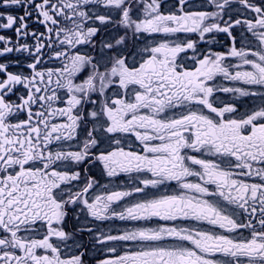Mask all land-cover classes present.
I'll list each match as a JSON object with an SVG mask.
<instances>
[{"label":"snow or ice","instance_id":"snow-or-ice-1","mask_svg":"<svg viewBox=\"0 0 264 264\" xmlns=\"http://www.w3.org/2000/svg\"><path fill=\"white\" fill-rule=\"evenodd\" d=\"M89 251L264 264V0H0V264Z\"/></svg>","mask_w":264,"mask_h":264},{"label":"flooded vegetation","instance_id":"flooded-vegetation-1","mask_svg":"<svg viewBox=\"0 0 264 264\" xmlns=\"http://www.w3.org/2000/svg\"><path fill=\"white\" fill-rule=\"evenodd\" d=\"M167 3L171 4L172 0H166ZM43 30V29H41ZM228 42L226 40H221L219 44L210 46L212 50L218 51V52H226L227 47L225 46ZM219 79V78H218ZM227 86H231L229 82H224ZM221 100L228 102L231 99V94H224V93H218L217 94ZM246 99V98H245ZM247 105H244L243 107H246ZM243 107L241 110H243ZM91 174L95 175V177L100 180L101 185L109 184V178L104 176L102 174V171L100 168H93L91 170ZM110 187L123 189V188H130L131 187V181L128 176H121L115 178L114 181L109 184ZM176 190V186L174 183L170 184L166 189L161 190H151L154 192H160V194H172ZM105 192V189H100V194H103ZM123 203V202H121ZM127 223V226L131 227L133 223H140L143 222H120V221H109L105 222L106 227L105 230H112L114 227H123ZM153 226L156 224L155 221L150 222ZM164 223V222H160ZM74 225H76V221L74 219H69L68 222V230L74 231ZM71 243V242H69ZM75 249H70L67 251V255L71 256L75 254ZM103 253H97V251H89V253L85 256V260L87 261V264H96V260L103 257Z\"/></svg>","mask_w":264,"mask_h":264}]
</instances>
